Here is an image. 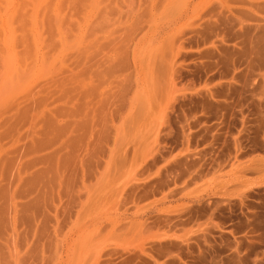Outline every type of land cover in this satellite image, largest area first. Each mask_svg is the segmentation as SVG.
Returning <instances> with one entry per match:
<instances>
[{
	"label": "rangeland",
	"instance_id": "rangeland-1",
	"mask_svg": "<svg viewBox=\"0 0 264 264\" xmlns=\"http://www.w3.org/2000/svg\"><path fill=\"white\" fill-rule=\"evenodd\" d=\"M0 264H264V0H0Z\"/></svg>",
	"mask_w": 264,
	"mask_h": 264
}]
</instances>
